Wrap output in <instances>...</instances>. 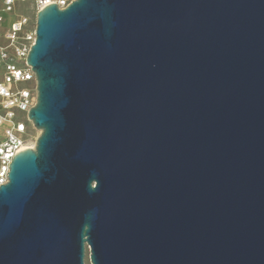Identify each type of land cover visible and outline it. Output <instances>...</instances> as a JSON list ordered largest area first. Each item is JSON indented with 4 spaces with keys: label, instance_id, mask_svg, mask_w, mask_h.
I'll use <instances>...</instances> for the list:
<instances>
[{
    "label": "water",
    "instance_id": "95a60500",
    "mask_svg": "<svg viewBox=\"0 0 264 264\" xmlns=\"http://www.w3.org/2000/svg\"><path fill=\"white\" fill-rule=\"evenodd\" d=\"M27 62L0 264H264V0L52 4Z\"/></svg>",
    "mask_w": 264,
    "mask_h": 264
},
{
    "label": "built area",
    "instance_id": "2783aa9c",
    "mask_svg": "<svg viewBox=\"0 0 264 264\" xmlns=\"http://www.w3.org/2000/svg\"><path fill=\"white\" fill-rule=\"evenodd\" d=\"M76 0H0V187L8 183L15 156L28 143L29 112L36 103L37 81L28 56L36 41V28L27 29L29 17L17 13V5L31 3L37 14L49 5L61 10ZM5 14L10 15L6 18ZM35 128V127H34Z\"/></svg>",
    "mask_w": 264,
    "mask_h": 264
},
{
    "label": "rangeland",
    "instance_id": "374dc122",
    "mask_svg": "<svg viewBox=\"0 0 264 264\" xmlns=\"http://www.w3.org/2000/svg\"><path fill=\"white\" fill-rule=\"evenodd\" d=\"M17 13L18 14H25L29 17V25L27 29L33 30L36 28V23H37V16L34 12V9L32 7L31 3H21L17 5ZM6 18L9 17L10 15L5 14ZM4 77V71L0 69V82L3 80ZM41 132L36 130L30 123L28 124V143L31 146L36 145V141L38 137L40 136ZM85 264H92L91 259H90V251L87 248V253H86V258H85Z\"/></svg>",
    "mask_w": 264,
    "mask_h": 264
},
{
    "label": "bare ground",
    "instance_id": "6f19581e",
    "mask_svg": "<svg viewBox=\"0 0 264 264\" xmlns=\"http://www.w3.org/2000/svg\"><path fill=\"white\" fill-rule=\"evenodd\" d=\"M40 132V131H39ZM31 148H34V147H31Z\"/></svg>",
    "mask_w": 264,
    "mask_h": 264
}]
</instances>
